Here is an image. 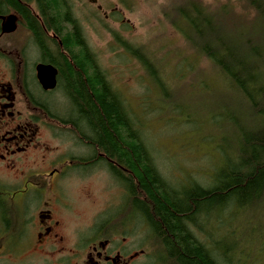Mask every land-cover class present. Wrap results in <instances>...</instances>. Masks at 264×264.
<instances>
[{
    "label": "trees",
    "instance_id": "16d2710c",
    "mask_svg": "<svg viewBox=\"0 0 264 264\" xmlns=\"http://www.w3.org/2000/svg\"><path fill=\"white\" fill-rule=\"evenodd\" d=\"M34 1L46 26L51 24L62 37L63 47L56 44L57 62L48 54L44 58L61 67L62 83L74 104L73 120L89 130L84 137L88 145L127 169L122 178L155 232L161 264H233L231 239H224L227 245L218 243L227 262L222 263L191 227L202 229L203 221L215 224L226 210L238 215L264 208V31L250 25L260 18L264 23V0H244L254 11L249 20L230 5L214 9L202 0H171L162 7L172 27L209 60L219 88L229 89V101L219 99L207 114L216 130L203 131L212 135L220 154L216 173L207 185L195 182L187 191L174 187L157 169L125 102L99 69L70 0ZM25 11L40 39L38 21L30 9ZM123 43L145 67L153 66L142 47ZM61 50L69 52L72 64Z\"/></svg>",
    "mask_w": 264,
    "mask_h": 264
},
{
    "label": "rangeland",
    "instance_id": "374dc122",
    "mask_svg": "<svg viewBox=\"0 0 264 264\" xmlns=\"http://www.w3.org/2000/svg\"><path fill=\"white\" fill-rule=\"evenodd\" d=\"M103 1L99 0V4ZM202 1L214 9L230 5L239 14L247 13L246 20L254 15L244 0ZM70 2L99 69L125 102L161 175L174 187L181 185L182 191L191 189L195 182L207 185L220 158L214 138L205 134L216 130L212 121L208 122L207 114L219 99L229 101V89L219 88L220 81L209 60L191 48L164 17L162 7H169L171 0H121L122 3L110 0L104 5L110 11L109 19L86 0ZM250 25L264 31L261 18ZM123 42L130 47H142L153 69L145 67ZM43 99L60 118L74 119V104L66 99L62 87L43 95ZM47 123L50 135L45 132V141L58 154L83 156V149L77 147L82 144L76 143L74 135L53 122ZM81 131L89 132L86 128ZM90 168L87 180H79L75 174L66 180L68 193L74 200L71 211L74 224L87 227L94 214L106 211L104 216H112L116 209L124 220L131 219L132 208L127 207L126 196L118 206L121 197L117 177L100 166ZM133 210L138 239L147 236L154 239L152 226L137 207ZM200 225L202 229L194 225L191 229L217 258H222V263L226 260L219 255L218 243L227 245L225 240L231 239L233 264H264V208L238 215L226 210L215 224L210 226L203 221Z\"/></svg>",
    "mask_w": 264,
    "mask_h": 264
},
{
    "label": "flooded vegetation",
    "instance_id": "af4514ba",
    "mask_svg": "<svg viewBox=\"0 0 264 264\" xmlns=\"http://www.w3.org/2000/svg\"><path fill=\"white\" fill-rule=\"evenodd\" d=\"M86 1L110 18L104 8L110 0ZM35 7L34 0H0V264H161L156 237L138 239L136 201L122 178L127 169L105 152L85 146L89 133L84 136L80 124L60 118L43 99L62 87L72 103L61 67L44 58L48 54L58 60L56 44L63 47L62 37L51 24L46 26ZM26 9L39 23L40 39L32 32ZM80 26L84 35L81 21ZM60 52L72 64L69 52ZM41 63L57 69L55 88H43L37 71ZM47 121L74 135L83 145L77 146L83 156L58 154L45 141V132L50 135ZM91 166L117 177L118 206L126 196L131 219L124 220L116 209L112 216H104L106 211L94 214L87 227L74 224V200L66 180L74 174L87 180Z\"/></svg>",
    "mask_w": 264,
    "mask_h": 264
},
{
    "label": "water",
    "instance_id": "95a60500",
    "mask_svg": "<svg viewBox=\"0 0 264 264\" xmlns=\"http://www.w3.org/2000/svg\"><path fill=\"white\" fill-rule=\"evenodd\" d=\"M39 80L44 89H53L56 87L57 69L51 64L41 63L37 68Z\"/></svg>",
    "mask_w": 264,
    "mask_h": 264
}]
</instances>
